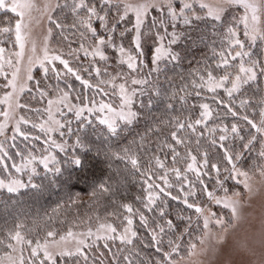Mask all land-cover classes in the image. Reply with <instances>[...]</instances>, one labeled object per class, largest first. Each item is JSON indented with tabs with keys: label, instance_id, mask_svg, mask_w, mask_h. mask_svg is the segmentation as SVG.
<instances>
[{
	"label": "snow or ice",
	"instance_id": "1",
	"mask_svg": "<svg viewBox=\"0 0 264 264\" xmlns=\"http://www.w3.org/2000/svg\"><path fill=\"white\" fill-rule=\"evenodd\" d=\"M0 14V190L39 189V165L62 175L57 153L82 167L79 149L107 164L89 197L112 209L95 228L43 237L18 219L0 229V264H198L220 254L255 178L264 183V0H0ZM45 20L38 49L33 25ZM185 40L207 51L168 76ZM25 92L43 106L21 103ZM233 252L264 264V222Z\"/></svg>",
	"mask_w": 264,
	"mask_h": 264
},
{
	"label": "trees",
	"instance_id": "2",
	"mask_svg": "<svg viewBox=\"0 0 264 264\" xmlns=\"http://www.w3.org/2000/svg\"><path fill=\"white\" fill-rule=\"evenodd\" d=\"M0 18H4L3 14H0ZM200 27L205 28V25ZM53 40L56 43L59 40V36L55 33ZM151 47L152 43L149 41L145 45L146 53L149 52ZM175 48L181 52L184 60L179 66L169 65L166 70L168 76H176L177 73L186 70L189 67V60H192L193 57L199 58L207 51L203 46L193 48L189 40L182 41ZM254 51L257 55H260L259 48ZM2 82L3 78L0 80V83ZM51 83L55 84L56 82L53 80ZM72 83L76 85L77 89L80 88L78 82L72 81ZM61 87H63V84H61ZM87 94L89 96L94 95L91 92ZM34 95L35 92H25L21 98L22 103L27 102L31 107H42V102L31 98ZM96 99L99 100L101 97L97 96ZM103 99L108 100L109 97H104ZM73 126L75 127V122ZM143 128L144 122L142 121L136 130L142 131ZM83 132L86 140L94 141L95 121L92 126L86 127ZM69 142H74V138H71ZM16 144L19 148H23L25 142L18 137ZM36 146L39 148L40 142H36ZM8 151L15 157L16 162H20V157L16 156L17 148L8 147ZM71 152L72 150L69 149V153ZM76 154L80 155L83 160V166L80 168L70 166L66 162L67 156L65 153H57V158L62 168V175L59 176L45 173L43 166L39 165L38 171L41 175L35 179V182L41 185L39 189L27 188L18 195H10L6 191L0 190V229L11 227L18 219L23 220L27 228L33 229L31 233L33 236L39 231L40 237H43L44 231L48 228L54 229L61 234H64L69 228L73 231L86 229L89 226L95 228L98 223L96 216L99 215L103 219L106 212L112 211V209L106 207V202L104 201L93 203L89 197V192L93 183L108 175V167L102 157H97L92 152H84L77 149ZM8 163L11 164L12 161H8ZM6 176L7 172L0 169V177L5 178ZM24 178L26 179V177ZM229 183L231 185L232 182ZM238 187L240 186H237V189ZM137 192L138 188L135 185L129 186L128 200H131ZM77 197L79 198L78 202L73 205L70 198ZM170 203L173 208L177 206L175 202ZM54 209L56 210L55 212L53 211ZM49 217H51L50 220ZM34 220L38 221V224H34ZM140 232L142 236L145 235L143 229Z\"/></svg>",
	"mask_w": 264,
	"mask_h": 264
},
{
	"label": "rangeland",
	"instance_id": "3",
	"mask_svg": "<svg viewBox=\"0 0 264 264\" xmlns=\"http://www.w3.org/2000/svg\"><path fill=\"white\" fill-rule=\"evenodd\" d=\"M49 26L50 25L46 20L39 24L33 25L32 39L35 40L38 49L42 45L46 29ZM56 44L57 43L53 40L52 46L55 47ZM9 47L11 46L9 45ZM23 68L24 65H21V78L24 75ZM1 79L2 78H0V80ZM23 95L24 93L22 96ZM254 184L256 188L255 194L250 200L246 201L245 207L243 209L244 218L237 229L230 234L227 245L222 249L221 253L216 256L209 254L206 256L194 257L193 259L197 260L198 264H224V262L227 261L229 257L236 260L237 264H240V261L244 259L234 254L233 249L236 243L243 240L245 237H258L262 222H264V183H262V178L257 176L254 180ZM241 189L242 186L238 187L237 190ZM224 214L226 216L228 215L227 210H224ZM84 230L86 229L74 230V232H80Z\"/></svg>",
	"mask_w": 264,
	"mask_h": 264
}]
</instances>
